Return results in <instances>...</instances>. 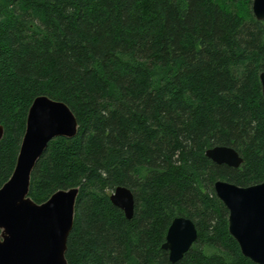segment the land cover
<instances>
[{"label": "trees", "instance_id": "1", "mask_svg": "<svg viewBox=\"0 0 264 264\" xmlns=\"http://www.w3.org/2000/svg\"><path fill=\"white\" fill-rule=\"evenodd\" d=\"M253 0H0V188L17 165L34 100L79 122L52 141L29 196L79 188L68 264H173L177 217L199 233L174 264H255L230 235L218 180H264V21ZM234 148L240 168L206 156ZM135 197L129 220L110 197Z\"/></svg>", "mask_w": 264, "mask_h": 264}, {"label": "water", "instance_id": "2", "mask_svg": "<svg viewBox=\"0 0 264 264\" xmlns=\"http://www.w3.org/2000/svg\"><path fill=\"white\" fill-rule=\"evenodd\" d=\"M254 17L264 21V0H253ZM264 96V73L261 74ZM79 122L63 101L48 96L37 97L30 107L26 131L12 177L0 188V264H68L66 252L73 230L79 188L59 190L46 202L38 204L29 196L33 170L57 138L73 139ZM4 127L0 124V142ZM206 156L218 165L240 168L244 159L232 147L216 146ZM217 197L228 209L230 235L237 241L244 257L264 264V180L241 187L224 180L214 184ZM112 203L127 219L135 214L134 193L117 187ZM199 237L195 223L186 217L175 218L167 232L163 250L171 263L181 261Z\"/></svg>", "mask_w": 264, "mask_h": 264}, {"label": "bare ground", "instance_id": "3", "mask_svg": "<svg viewBox=\"0 0 264 264\" xmlns=\"http://www.w3.org/2000/svg\"><path fill=\"white\" fill-rule=\"evenodd\" d=\"M216 194V193H215Z\"/></svg>", "mask_w": 264, "mask_h": 264}]
</instances>
